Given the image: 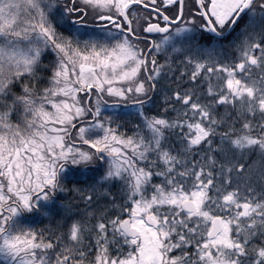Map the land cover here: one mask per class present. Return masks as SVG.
<instances>
[{
    "label": "snow or ice",
    "instance_id": "6c2138e0",
    "mask_svg": "<svg viewBox=\"0 0 264 264\" xmlns=\"http://www.w3.org/2000/svg\"><path fill=\"white\" fill-rule=\"evenodd\" d=\"M0 264H264V0H0Z\"/></svg>",
    "mask_w": 264,
    "mask_h": 264
}]
</instances>
